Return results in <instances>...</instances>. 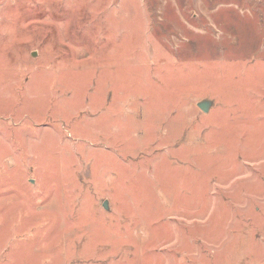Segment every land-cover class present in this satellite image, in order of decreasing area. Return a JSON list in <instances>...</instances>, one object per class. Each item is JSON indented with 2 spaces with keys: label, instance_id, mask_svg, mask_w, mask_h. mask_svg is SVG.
Returning a JSON list of instances; mask_svg holds the SVG:
<instances>
[{
  "label": "rangeland",
  "instance_id": "obj_1",
  "mask_svg": "<svg viewBox=\"0 0 264 264\" xmlns=\"http://www.w3.org/2000/svg\"><path fill=\"white\" fill-rule=\"evenodd\" d=\"M0 264H264V0H0Z\"/></svg>",
  "mask_w": 264,
  "mask_h": 264
},
{
  "label": "water",
  "instance_id": "obj_2",
  "mask_svg": "<svg viewBox=\"0 0 264 264\" xmlns=\"http://www.w3.org/2000/svg\"><path fill=\"white\" fill-rule=\"evenodd\" d=\"M212 105H213V102L211 100H208V99H203L196 104V106L199 108V110H201L203 113L209 112ZM103 207L105 209H107V203L106 202H103Z\"/></svg>",
  "mask_w": 264,
  "mask_h": 264
}]
</instances>
